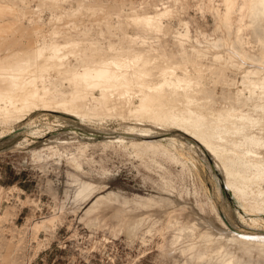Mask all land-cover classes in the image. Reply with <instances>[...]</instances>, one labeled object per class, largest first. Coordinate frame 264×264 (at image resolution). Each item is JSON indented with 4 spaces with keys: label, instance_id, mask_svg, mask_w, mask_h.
Instances as JSON below:
<instances>
[{
    "label": "rangeland",
    "instance_id": "obj_1",
    "mask_svg": "<svg viewBox=\"0 0 264 264\" xmlns=\"http://www.w3.org/2000/svg\"><path fill=\"white\" fill-rule=\"evenodd\" d=\"M53 1L57 9L41 10L33 0H0V69L10 71L38 48L47 52L54 41L60 45L95 41L99 30L104 33L99 38L103 47L117 45L115 36L120 32L111 30V37L107 27L118 24L129 34L159 37L163 51L175 50L173 36L179 32L187 34L195 49L227 39L250 59H260L264 53V15L261 7L251 11V0ZM165 7L174 12L173 17L160 20L155 14ZM132 12L140 20L137 26L125 18ZM152 20L168 25L170 32L149 30L146 22ZM229 70V79L236 76L231 93L243 91L241 102L235 94L229 100L228 92L215 86L207 73L203 83L194 79L190 89L210 93L211 108L223 117L256 120L257 112H264V97L249 96L240 72ZM174 76L180 77V70ZM55 79L53 73L43 76L45 84ZM179 84L185 87L184 82ZM10 87L7 75H0V92H9ZM7 114L18 117H6V124L0 120V133L5 131L0 137V264H264V253L256 249L210 242L200 234L195 237L190 228L198 222L233 234L264 233V183L254 182L258 173H264L262 165L255 169L248 161H225L234 173L233 201L246 213L243 222L222 192L223 183L217 185L223 177L214 160L173 128L145 121L136 124L109 114L84 123L52 113L39 118ZM174 114L186 116L180 108ZM25 118L34 120L36 128L28 126L30 120ZM197 120L203 127L240 129L235 124ZM129 127L150 130L156 139L184 143V153L176 142L151 147L136 135L124 136L123 144L111 143ZM31 128L40 131L34 140L25 137ZM251 129L257 141L252 144L256 161L264 164V128L253 123ZM119 212L129 213L127 222L118 219Z\"/></svg>",
    "mask_w": 264,
    "mask_h": 264
},
{
    "label": "bare ground",
    "instance_id": "obj_2",
    "mask_svg": "<svg viewBox=\"0 0 264 264\" xmlns=\"http://www.w3.org/2000/svg\"><path fill=\"white\" fill-rule=\"evenodd\" d=\"M33 1L37 2V8L41 10L58 8L53 0ZM182 1L178 0V3ZM251 1L253 3L251 11L254 12L258 9L257 7H261L260 14L264 15V0ZM173 14L172 10L165 7L163 12L155 15L161 20L173 17ZM125 18L134 26H137L140 21L137 12L126 13ZM122 25L118 24L116 28L108 26L109 32L106 30L111 37L114 36L111 30L120 32L115 36L118 40L117 45L108 44L107 47H103L99 38L104 37V33L99 30L98 33H94L95 41L84 44L73 42L69 45H60L54 41L47 52L38 48L35 53L19 59L15 68L10 71H7L8 68L0 69V75H7L11 81V91L0 92V103L4 104V108L0 105V120L6 124V117L16 116H10L7 112L21 113L27 117L35 114L38 118L39 115L52 113L84 123L109 114L124 121H134L136 124L145 121L164 128H173L197 143L204 153L214 160L216 169L223 177L222 182L217 181V185L223 183L227 190L223 189V192H228L233 197L230 189L233 185L231 180L234 178V173L225 166V161L230 159L233 164H244L248 161L255 169L261 165L264 167L263 162L259 164L256 161L258 153L252 144L257 141L251 129L253 123L264 128V112L263 114L257 112V119L252 121L223 117L211 108L213 102L211 94L205 90L202 94H196L190 89V83L194 79L198 82L204 80L207 73L215 86H221L222 90L228 92L227 96L230 100L235 94L231 93V87L235 85L236 73L232 71L234 78L229 79L226 72L233 69L238 71L237 73L240 72L243 78V90L249 96L253 98L257 93L264 97V53L260 59H250L227 39L221 44H211L208 47L195 49L190 44L187 34L179 32L173 36L172 44L175 50L163 51L158 46L162 40L159 37H145L138 33L129 34L123 30ZM146 25L149 30L157 34L166 35L170 32L168 25H163L159 20L147 21ZM67 28L70 27H63L62 30ZM84 33H90V29H84ZM164 45L167 46V44ZM176 70H180V77H172ZM50 73L55 74L56 79L54 82L45 84L43 76H48ZM170 77L172 79L169 80ZM158 80L163 82L157 85ZM180 82L185 83L184 88L180 86ZM242 92L237 90L235 94L239 102L242 101ZM262 107L264 109V105ZM179 108L186 113V116L179 117L174 114V111ZM198 118H204L219 125L235 124L240 129L228 131L225 128L203 127L198 123ZM25 120H30L28 126L34 125V120L31 118H25ZM33 127L36 128V126ZM32 128L25 137L34 140L36 138L33 136L40 131ZM11 129H8L7 133H11ZM99 130L103 129L99 128ZM4 133H0V137ZM73 134L78 135L77 131ZM126 135H136L144 139L151 147L153 144L172 145L176 142L184 153V143L171 138L156 139L157 136L153 137L150 130L137 131L134 127H129L125 134H116L111 143L123 144ZM188 148L191 149L192 146ZM217 162L222 164L223 169ZM254 182L256 185H260V182L264 183V173H258ZM233 204L237 215L243 221L245 211L234 201ZM121 213H118L120 217L118 219L127 222L125 218H129V213ZM256 222L258 221H253V227L256 226ZM190 228L195 237L200 234L210 242L217 241L221 245L232 243L239 249H256L264 253V233L233 234L228 229L216 231L209 228L208 224H198V222L192 224Z\"/></svg>",
    "mask_w": 264,
    "mask_h": 264
},
{
    "label": "water",
    "instance_id": "obj_3",
    "mask_svg": "<svg viewBox=\"0 0 264 264\" xmlns=\"http://www.w3.org/2000/svg\"><path fill=\"white\" fill-rule=\"evenodd\" d=\"M221 189H222V192H223V189L226 190L224 184H221ZM223 193H224L225 195H227L228 200L232 203V205H234V204H233L232 197L229 195V193H228V192H223ZM234 206H235V205H234Z\"/></svg>",
    "mask_w": 264,
    "mask_h": 264
}]
</instances>
